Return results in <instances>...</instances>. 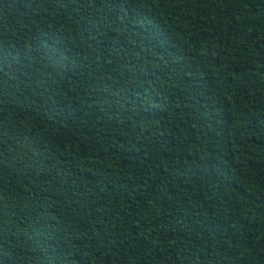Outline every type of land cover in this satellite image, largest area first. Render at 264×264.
I'll use <instances>...</instances> for the list:
<instances>
[{"label":"trees","instance_id":"1","mask_svg":"<svg viewBox=\"0 0 264 264\" xmlns=\"http://www.w3.org/2000/svg\"><path fill=\"white\" fill-rule=\"evenodd\" d=\"M0 264H264V0H0Z\"/></svg>","mask_w":264,"mask_h":264}]
</instances>
